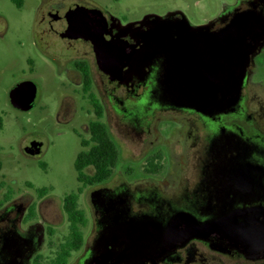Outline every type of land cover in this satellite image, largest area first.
<instances>
[{
  "label": "flooded vegetation",
  "instance_id": "obj_1",
  "mask_svg": "<svg viewBox=\"0 0 264 264\" xmlns=\"http://www.w3.org/2000/svg\"><path fill=\"white\" fill-rule=\"evenodd\" d=\"M43 2L42 31L60 39L64 63L71 60L69 67L63 64L69 83L75 84L69 88L87 98L93 117L87 121L88 139L80 141L75 158L94 144L89 123L96 119L108 133L114 120L127 145L137 144L139 152H127L123 159L118 154L103 180L78 179L79 173L95 175L90 164L80 171L74 168L80 185L62 196L67 229L57 243L44 237L54 230L37 222L30 193L16 195L14 187H5L0 198V264H57L69 233L63 199L70 193L77 194L84 223L79 224L81 244L70 250L65 264L72 256L70 264H90L99 257L102 264L264 263V256L247 258L233 242L250 237L256 243V237H264V0H189L190 14L172 9L124 22L95 6ZM75 5L101 10L107 21L104 38L118 37L135 50L121 81L99 69L89 40L65 35V14ZM242 14H254V30L261 36L246 37V42L254 39L259 45L249 55L235 104L205 111L172 104L164 83L171 78V41L189 34V44L200 46L204 76L203 61L210 53L217 56L238 44L231 24ZM92 99L101 106L100 117ZM121 162L127 169L114 174ZM86 187L88 217L79 202ZM48 191L36 192L40 205Z\"/></svg>",
  "mask_w": 264,
  "mask_h": 264
},
{
  "label": "rangeland",
  "instance_id": "obj_2",
  "mask_svg": "<svg viewBox=\"0 0 264 264\" xmlns=\"http://www.w3.org/2000/svg\"><path fill=\"white\" fill-rule=\"evenodd\" d=\"M61 1L65 7L79 3L98 7L121 22L123 19L140 20L151 13L162 15L172 9H182L190 14L186 7L189 0ZM22 2V6L17 7L11 0H0V187H3L0 198L7 186L14 187L16 195L28 191L31 203L35 204L37 222L54 230L51 236L45 233L44 237L57 243L67 229L61 209L62 196L80 185L76 181L73 162L76 153L82 149L80 141L88 139L87 121L93 117L87 98L70 90L75 84L69 83L63 64L69 67L71 60L64 63L58 48L60 39L42 31L45 24L41 14L46 3L43 0ZM25 80L36 84L37 93L31 109L19 110L10 103L9 91ZM119 130L112 120L109 134L118 148L119 158L123 159L127 152L138 153V145H127ZM32 140L42 142L41 152L35 156L24 152V147ZM126 169V163L121 162L114 174L124 173ZM41 187L49 191L40 205L36 192ZM89 191L90 188H84L79 197L87 217ZM89 225L88 219L85 237H89ZM42 247L46 248L45 245ZM72 257L67 264L71 263Z\"/></svg>",
  "mask_w": 264,
  "mask_h": 264
},
{
  "label": "water",
  "instance_id": "obj_3",
  "mask_svg": "<svg viewBox=\"0 0 264 264\" xmlns=\"http://www.w3.org/2000/svg\"><path fill=\"white\" fill-rule=\"evenodd\" d=\"M65 17L67 20L65 35L89 40L93 45L99 69L109 74L110 79L121 81L123 68L129 65L135 50L118 37H111L108 40L104 38L107 21L101 10L75 5L66 12ZM256 21L254 14H242L231 24L237 29L238 44L235 47L229 45V48H223V52L217 56L210 53L203 61L207 69L204 76L201 73L200 46L189 44L185 38L188 33L178 34V37L171 41V78L164 82L167 90L171 92V103L192 107L198 111L223 109L235 104L249 55L259 45L254 39L252 42H246L247 36L260 39L261 33L254 30L258 25ZM187 49L196 53H188ZM209 52H213V48H209ZM232 74L236 77L230 80L228 76ZM35 97L36 84L31 80L20 81L9 91L10 103L19 110L31 109ZM41 146L42 142L32 140L24 147V152L31 156L38 155ZM197 226H193V229H199L200 226ZM233 242L247 258L264 256V237H256V243L250 237H237ZM102 263H104L102 257L92 259L90 262Z\"/></svg>",
  "mask_w": 264,
  "mask_h": 264
},
{
  "label": "trees",
  "instance_id": "obj_4",
  "mask_svg": "<svg viewBox=\"0 0 264 264\" xmlns=\"http://www.w3.org/2000/svg\"><path fill=\"white\" fill-rule=\"evenodd\" d=\"M17 6L22 4V0H11ZM94 109L97 117L101 116V106L96 99H92ZM2 126V120L0 118V128ZM90 134L94 140V144L86 151H80L73 163L76 170L80 171L82 167L86 165H92L96 171L92 177H85L79 173L78 179L84 180L86 183L91 181H98L105 179L109 174L111 167L114 165L118 150L111 138L110 134L106 130L104 124L96 119L89 123ZM1 168V161H0ZM48 188L41 187L37 190L40 195L44 194ZM64 211L69 221V233L65 244H62L60 250L62 253L59 255L57 264H65L69 256L70 250L77 249L81 244L82 233L79 228V224L84 223V219L80 212L77 210V194L70 193L64 196ZM31 213L34 215V206L31 207Z\"/></svg>",
  "mask_w": 264,
  "mask_h": 264
}]
</instances>
